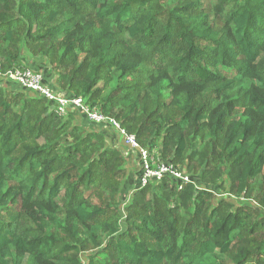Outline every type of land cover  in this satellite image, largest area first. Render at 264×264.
<instances>
[{
    "label": "trees",
    "instance_id": "16d2710c",
    "mask_svg": "<svg viewBox=\"0 0 264 264\" xmlns=\"http://www.w3.org/2000/svg\"><path fill=\"white\" fill-rule=\"evenodd\" d=\"M208 1L0 0L1 72L44 60L190 178L134 185L121 215L113 133L3 85L0 264H264V0Z\"/></svg>",
    "mask_w": 264,
    "mask_h": 264
},
{
    "label": "built area",
    "instance_id": "2783aa9c",
    "mask_svg": "<svg viewBox=\"0 0 264 264\" xmlns=\"http://www.w3.org/2000/svg\"><path fill=\"white\" fill-rule=\"evenodd\" d=\"M9 80L21 89L34 94L39 98L54 103L55 113L58 117L67 116L69 113H78L86 119L98 125L104 130L114 133L115 137L125 147L127 153L136 155L140 164L139 186L145 187L150 182H159L165 175L179 181L178 191L186 183H190V178L181 172L175 171L172 166L161 162L154 151L142 148L134 135L128 134L120 124L113 118L105 117L96 108H89L81 98H68L58 94L49 85L44 83L43 74L27 67H15L6 73L0 70V81Z\"/></svg>",
    "mask_w": 264,
    "mask_h": 264
},
{
    "label": "rangeland",
    "instance_id": "374dc122",
    "mask_svg": "<svg viewBox=\"0 0 264 264\" xmlns=\"http://www.w3.org/2000/svg\"><path fill=\"white\" fill-rule=\"evenodd\" d=\"M208 4L212 5L213 4V0L208 1ZM22 57H26V56L22 54ZM20 62H21L22 66L27 67V68H31V69H33L34 71H37V72L43 71L44 69L48 68V64H46L44 60H42V62L40 64L39 63H35L34 66L31 65V63H33L32 60L22 59V60H20ZM45 67H47V68H45ZM49 77H51V76H49ZM54 79H55V76L51 77L50 80L53 81ZM6 84H9L8 86H10L9 87L10 89H14V90L17 89L16 90L17 92H19L18 90L23 91L20 87L18 88V86L15 83H13V82H11L9 80L0 81V87H4L3 85H6ZM23 92L28 94L27 91H23ZM58 94H61V92L59 91ZM80 116L84 117L85 120L88 122L89 126L93 127V124L90 123L86 119V117L84 115L80 114ZM97 127H99V126L97 125ZM113 136H115L114 133H113ZM105 140H106V144L108 146L112 145L111 147H119L125 153V157H126V160H125L126 161V165H125L126 175L122 179V181L120 182V190H119L120 194H119V199L117 200V202L119 203L120 214L124 215V211H125L124 209H125V206L127 204L128 198H129L130 194L132 193L133 189H135L134 185H136V188H140V186H139V172H138V167H140V164H139V161L137 160L136 155H134L132 153H127V150L125 149V147H123L121 145V142H119L117 138H116V143L114 142V144L112 143L111 139L108 138L107 136H105ZM122 147H123L124 150L122 149ZM154 153L156 154V157L159 158V155H158L159 152H158L157 149H154ZM129 155H131V157L134 156L136 161L135 160H133V162L130 161V159H128ZM162 162H164V161H162ZM255 183H257V184L260 183V184L264 185V176H263V178H259L258 181H256ZM263 193H264V188H263ZM97 197H98V195H97ZM223 198H227V197H223ZM92 201H93V203H97V201L95 199H93ZM92 201H90V202H92ZM251 205L256 211L261 210L260 203H258V202L257 203H251ZM124 227H125V225L121 224L122 230L124 229ZM87 253L89 255H92L95 252L89 250V251H85V252L79 254V259H80L82 264H88V256L89 255H87Z\"/></svg>",
    "mask_w": 264,
    "mask_h": 264
},
{
    "label": "crops",
    "instance_id": "0c3cea01",
    "mask_svg": "<svg viewBox=\"0 0 264 264\" xmlns=\"http://www.w3.org/2000/svg\"><path fill=\"white\" fill-rule=\"evenodd\" d=\"M35 65V64H34ZM34 65H32V66H34ZM39 72H41V71H39ZM42 73V72H41ZM43 74V73H42ZM46 77V79H47V81H48V83H47V85H49L51 88L52 87H55L54 86V80L53 81H51L50 79H51V77H49V76H45ZM45 79V78H44ZM62 94V93H61ZM63 95V94H62ZM73 113H75V112H73ZM80 115V114H79ZM84 124H83V126L85 127V129L86 130H90V131H92V129L94 128V129H97V128H95V127H91V126H89V124L88 123H86L85 121L83 122ZM96 126V125H95ZM128 159H130V161H132L133 162V160H135V157L133 156V157H131V155H129V158ZM136 161V160H135ZM132 164V163H131ZM138 172L140 173V168L138 167Z\"/></svg>",
    "mask_w": 264,
    "mask_h": 264
}]
</instances>
